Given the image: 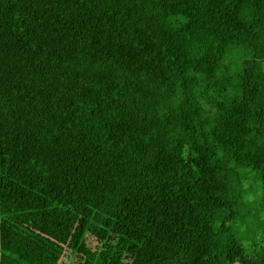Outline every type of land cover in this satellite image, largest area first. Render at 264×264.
I'll return each instance as SVG.
<instances>
[{
  "label": "trees",
  "instance_id": "1",
  "mask_svg": "<svg viewBox=\"0 0 264 264\" xmlns=\"http://www.w3.org/2000/svg\"><path fill=\"white\" fill-rule=\"evenodd\" d=\"M255 181L264 0H0V264H264Z\"/></svg>",
  "mask_w": 264,
  "mask_h": 264
},
{
  "label": "rangeland",
  "instance_id": "2",
  "mask_svg": "<svg viewBox=\"0 0 264 264\" xmlns=\"http://www.w3.org/2000/svg\"><path fill=\"white\" fill-rule=\"evenodd\" d=\"M238 209L240 218L237 222L242 221L239 230L243 233L252 234L253 238H259L264 232V183L251 182V190L245 194L244 199L238 205ZM255 212L259 213L256 217L254 216Z\"/></svg>",
  "mask_w": 264,
  "mask_h": 264
}]
</instances>
